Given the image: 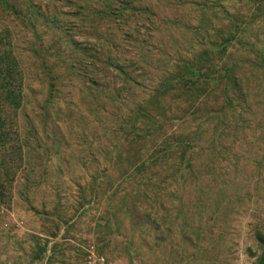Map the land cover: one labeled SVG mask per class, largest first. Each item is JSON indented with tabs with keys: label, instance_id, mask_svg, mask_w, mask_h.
<instances>
[{
	"label": "rangeland",
	"instance_id": "374dc122",
	"mask_svg": "<svg viewBox=\"0 0 264 264\" xmlns=\"http://www.w3.org/2000/svg\"><path fill=\"white\" fill-rule=\"evenodd\" d=\"M6 1L0 264H264V0Z\"/></svg>",
	"mask_w": 264,
	"mask_h": 264
},
{
	"label": "trees",
	"instance_id": "16d2710c",
	"mask_svg": "<svg viewBox=\"0 0 264 264\" xmlns=\"http://www.w3.org/2000/svg\"><path fill=\"white\" fill-rule=\"evenodd\" d=\"M0 5L8 11L13 10V7L6 0H0ZM16 68L17 62L12 57L11 52L0 51V140L4 142L6 139L8 140V133L4 130L9 112L3 110L14 111L22 105V92L18 83L19 72ZM162 85L164 88L168 86L165 83ZM52 99V92H50L47 104H50Z\"/></svg>",
	"mask_w": 264,
	"mask_h": 264
},
{
	"label": "built area",
	"instance_id": "2783aa9c",
	"mask_svg": "<svg viewBox=\"0 0 264 264\" xmlns=\"http://www.w3.org/2000/svg\"><path fill=\"white\" fill-rule=\"evenodd\" d=\"M95 263H97V264H103L104 263V260H103V258H100L98 261H95Z\"/></svg>",
	"mask_w": 264,
	"mask_h": 264
}]
</instances>
